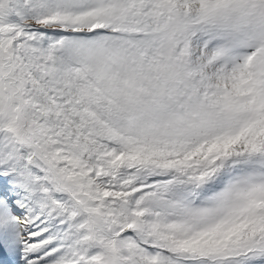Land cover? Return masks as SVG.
<instances>
[{"label": "snow or ice", "instance_id": "obj_1", "mask_svg": "<svg viewBox=\"0 0 264 264\" xmlns=\"http://www.w3.org/2000/svg\"><path fill=\"white\" fill-rule=\"evenodd\" d=\"M0 264H264V0H0Z\"/></svg>", "mask_w": 264, "mask_h": 264}]
</instances>
